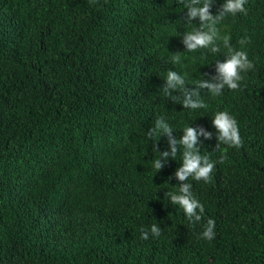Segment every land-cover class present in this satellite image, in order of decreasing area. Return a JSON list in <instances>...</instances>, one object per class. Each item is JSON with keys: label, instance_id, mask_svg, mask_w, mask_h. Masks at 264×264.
Instances as JSON below:
<instances>
[{"label": "trees", "instance_id": "trees-1", "mask_svg": "<svg viewBox=\"0 0 264 264\" xmlns=\"http://www.w3.org/2000/svg\"><path fill=\"white\" fill-rule=\"evenodd\" d=\"M245 8L215 26L254 68L236 91L201 90L193 110L182 91L165 95L167 72L192 90L229 49L185 51L200 24L180 0H0V264H264V0ZM220 111L241 148L216 149ZM160 118L177 140L190 126L212 133L199 145L210 181H186L204 206L195 225L165 196L178 194L183 147L153 167L155 145L169 147L146 135ZM209 219L211 242L198 238ZM153 223L162 235L141 239Z\"/></svg>", "mask_w": 264, "mask_h": 264}, {"label": "clouds", "instance_id": "clouds-1", "mask_svg": "<svg viewBox=\"0 0 264 264\" xmlns=\"http://www.w3.org/2000/svg\"><path fill=\"white\" fill-rule=\"evenodd\" d=\"M180 2L187 9V24L191 25L193 21L197 20L200 24L199 28L187 31L183 35L182 44L185 47V51L194 52L198 49L208 48L212 53H218L220 52V46L217 41L220 40L223 41L224 47L229 49L226 59L223 62L218 60L215 63V75L211 76L210 79H202L196 82L192 90L186 87L185 79L180 74L171 70L167 72L166 85L163 88L165 95L175 102L180 100L181 97L173 96L172 93L182 91V107L194 110L206 106L200 99L201 90H207L213 96H220L225 88L236 91L240 88L241 73L254 68V64L249 60L247 52L233 49L229 44L230 38L228 36L221 37L215 26L226 15L246 14L245 5L247 0H226L216 16L211 14L214 0H187V2L180 0ZM245 43V40L240 41L241 45ZM171 59L174 63H179L180 53L173 54ZM212 125L217 133L216 149L220 147L221 143L237 149L243 146L237 120L227 111L217 112L212 119ZM172 132L171 127L163 118L157 119L155 126L147 132L148 138H152L159 133L168 137V150L160 152L155 145L159 158L153 161V167L159 172L167 165L169 159H173L176 156L179 146L183 147L182 166L174 174L175 179L179 182L178 194L176 192H166L165 196L170 198L171 203L179 205L188 221L195 225L202 219L201 214L204 212V206L193 195L192 185L186 181L189 178L196 181H210L215 163L208 156L200 154L199 145L201 144L200 137L205 140H211L212 133L206 131L203 127L193 128L190 126L184 129L183 136L177 140L172 136ZM149 234L159 238L162 235V228L157 223H153L150 229H141V239H149ZM215 235V221L209 219L198 238L211 242Z\"/></svg>", "mask_w": 264, "mask_h": 264}]
</instances>
